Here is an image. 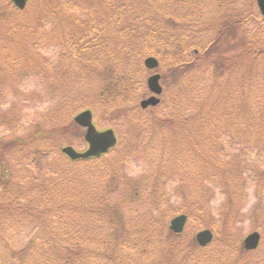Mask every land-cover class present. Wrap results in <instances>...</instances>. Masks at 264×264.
<instances>
[{"label": "trees", "instance_id": "obj_1", "mask_svg": "<svg viewBox=\"0 0 264 264\" xmlns=\"http://www.w3.org/2000/svg\"><path fill=\"white\" fill-rule=\"evenodd\" d=\"M39 1L34 27L15 15L26 7L18 10L8 0H0L1 8L15 12L13 23L3 26L0 44L14 43L23 52L12 58L0 53V63L5 65L0 68V107L14 96L12 91L20 81L12 66L25 69L35 52L27 47L41 41L32 35L23 37L15 29L27 28L30 34L44 30L47 39L57 38L60 43L61 58L48 66L50 76L46 77L45 100L54 107L49 112H56L55 123L62 125L66 114L61 111L69 114L74 108H89L97 113L99 109L122 120L125 132L123 136L119 132L116 147L99 157L70 160L59 152L61 160L53 159L39 177L29 169L34 164L42 168L50 161L48 136L52 132L38 130L27 138L0 136V250L7 247L3 232L11 230L6 218L14 230L25 225L37 230L23 248L11 250L10 256L16 253L17 257L10 264H247L250 252L243 248L234 227L249 185L257 198L249 214L251 228L264 241L263 19L246 31V43L233 55L242 66L248 63L261 73L251 85L244 75L233 81L234 74L221 63L229 59L224 55L212 64L206 60L228 27H244L246 13L238 5L225 19H210L216 30L211 38L204 29L189 28L192 21L203 19L196 0H80L96 8L86 20L66 12L70 0L66 4ZM171 7L172 14H157ZM47 22L53 25L51 29L45 27ZM19 33L14 39L12 35ZM144 56L160 61L165 80L160 103L147 109L139 107L148 92L145 80H135L132 73ZM168 57L172 58L169 62ZM69 70L72 74H67ZM207 70L212 73L208 75ZM91 78L93 104L84 99L92 95L83 92L82 84ZM155 139L167 159L156 163L148 176L137 181L128 178L119 145L125 142L124 149L134 151L143 144L152 154L156 146L150 144ZM233 145L237 150L228 153ZM116 150L119 156L112 158ZM15 167L22 170V179H28L26 187L10 179ZM167 180L172 182L171 190L165 186ZM74 183L81 186L78 192L71 191ZM216 189L224 198L218 210L219 224L208 219L209 197ZM141 202L144 210L134 205ZM162 207H171L173 215L185 213L189 222L198 217L200 226L214 232L213 242L205 247L207 256L200 258L192 250L204 249L194 239L185 253L182 239L175 241L183 233L174 234L168 223L156 222ZM135 218L144 238L129 239L138 233L135 229L121 230L123 234L114 231L116 220Z\"/></svg>", "mask_w": 264, "mask_h": 264}, {"label": "rangeland", "instance_id": "obj_2", "mask_svg": "<svg viewBox=\"0 0 264 264\" xmlns=\"http://www.w3.org/2000/svg\"><path fill=\"white\" fill-rule=\"evenodd\" d=\"M65 1V4L67 3V0H61ZM105 1V0H104ZM199 5V13H202L203 19L200 23H195L192 21L190 24V29L198 30V29H204L203 32L207 33L208 35L211 34V38H214L216 30L214 31V27H212V22H209L210 19L215 18L216 20L225 19L227 15H230L232 12V9L235 8L234 5H238L240 7L241 11H244L246 14L244 16V19L246 20L244 27H234L230 26L226 29L225 33H223V37L221 36L219 43L216 45V47L212 50L210 49L207 53L212 51L213 53L209 54L208 63L212 64V60H216L218 62V58L221 55H224L225 58H229L223 63L225 66L224 69H229L234 74V82L236 83V79L238 75H244L245 80L249 81L251 85H254V81L256 79L255 75L260 74L258 69H256L254 66H249L248 63H245L243 66L239 61L235 58L236 56H233L234 54H237V49L241 48L243 44L246 43V31L253 28V24L255 21L263 22L261 14L259 13L256 3L253 0H196ZM39 0H30L27 3V6L24 11L21 13H15L13 10L9 13L8 10L3 9L0 7V35L1 31L3 30V26L6 24L13 23V17L14 13L17 15L19 21H28L34 24V27L37 23V13H38V7H39ZM94 2V1H93ZM81 3V4H80ZM75 4L74 0H70L67 5L69 8L66 12L71 16H76L81 18V20L89 19L92 15L94 16L96 8L93 7V4L89 5L88 3H83L80 0H77L76 5L77 7H73ZM86 5V6H85ZM154 7H157V5L154 3ZM104 10H107L105 7ZM154 11L159 10L153 8ZM161 10V9H160ZM173 8H168L167 10L160 11L157 14L162 16L163 14H172ZM109 16V15H108ZM224 16V17H223ZM264 23V22H263ZM45 27L47 29H51L53 27L52 24L47 22L45 24ZM46 29V30H47ZM16 31H19L22 33L23 37H28L29 35H32L36 38L41 39V41H38L36 46L33 47V43H30L27 47L28 50H33L34 53L29 56L30 60H34V65L31 67L30 60L28 59V64L24 65L25 69H23L20 65L14 67L12 66L13 70H16V73L18 74V81L17 85L14 87V90L12 91L14 93L13 97H9L3 102H1L0 107V136L2 138H10V137H21V138H27L32 133H36L39 131H44V133L49 134V132H52L51 135L48 136L50 142L49 144L51 147V156L50 161H46L44 167L40 168L39 164H34L30 167L29 170L30 173H32V176L39 177V172L41 170H45L50 164L53 159L61 160L59 159V152H61V148L65 145H70L73 148H75L77 151H83L86 148V142L84 140V129L77 124L74 123L73 117L75 115L76 111L70 110L69 114L68 111L66 112H60L63 114H66L61 118L62 125H57L55 123V118L53 116H56L54 113L56 112H49L53 106L50 107V103L48 104L45 100V94L48 90V81L46 77L50 76V69L48 66H51L50 64H55L60 60L61 52H60V43L58 42L57 38L54 40L47 39L45 34H43L45 31L40 30L38 31L40 36H38V32H34L30 34V31H28L27 28L20 29L19 27L15 29ZM201 32V33H203ZM14 39H17L21 34H15L12 35ZM17 37V38H15ZM26 51V49L24 48ZM222 52L220 53V51ZM18 51L22 52L20 48L14 43H8L6 42L0 44V53H6L10 55V58L13 57L14 54H16ZM23 53V52H22ZM233 56V57H231ZM146 56L141 58L140 60V67L143 68V70H140V67L137 66L138 69H133V78L137 80L136 78H142L143 80H146L147 76L153 72L163 73V70L158 68L155 71H147L143 67V60ZM231 57V58H230ZM3 59V58H2ZM172 58L168 57L167 61L169 62ZM239 59V58H238ZM35 60L36 61L35 63ZM42 62L41 65L39 63ZM216 62V63H217ZM232 64H235L237 68H233ZM0 68L5 69V65L1 61ZM249 69L250 73H252L249 77V72L247 69ZM239 71V74H235L234 72ZM208 75L212 73L211 70L206 71ZM216 72L219 73L220 71L216 69ZM131 73V74H132ZM67 74H72L69 70ZM78 75H84L83 73H79ZM264 78V77H263ZM13 80V78H10ZM264 81V80H263ZM82 82V81H81ZM85 87L83 92H90L91 97L88 98L87 96L84 98L89 103L93 104V90L90 86H92L94 83L92 81V78L87 80L86 83H82ZM161 85L164 87L165 80H161ZM136 91H138L137 88H135ZM114 97L111 96V98ZM49 105V107H48ZM82 110V109H81ZM99 112L94 113V122L97 125L98 129L101 130L106 127H113L117 134L119 132L123 136L124 130V124L122 120H120L116 115L110 112L101 111L98 109ZM109 111V110H108ZM111 111V110H110ZM104 114V115H103ZM68 115V116H67ZM73 125H69L72 124ZM35 127H38L35 128ZM35 131V132H34ZM160 131V130H159ZM34 136V134H32ZM125 138V137H124ZM148 143V139L145 140ZM158 144V139H155L151 142L150 145L156 146ZM31 144H24L23 147H29ZM120 146V150L123 154V167L125 170V173L127 174L128 178L133 179V181H137V179L150 175L151 171L156 163H159L160 160L162 162L167 159L166 153H164V150L161 149V147L155 148V150L152 152V154H148L147 150L145 148H148V146H145L143 144L139 145V149L137 150H125V142ZM125 148V149H124ZM1 149V148H0ZM144 149V150H143ZM237 150L236 146H231L227 148V152L230 153L232 151ZM118 150L114 151L110 156L113 158V156H117ZM54 154V155H53ZM121 155V153H120ZM119 156V155H118ZM13 159V156L11 157V161ZM15 157L13 161H15ZM12 161V162H13ZM16 166H21L20 164L16 163ZM14 175L10 176V179L14 182H18L21 186L26 187L25 181L28 179H22V170H18L17 167L14 168ZM37 181L41 182V178H35ZM44 183V181H42ZM165 186H169L168 189L171 190L172 182L170 180H167L164 182ZM81 184V183H80ZM13 187V186H12ZM81 186L74 183L71 185L72 192H78L79 188ZM91 188V187H89ZM89 191V189H88ZM134 191V190H133ZM254 188L253 186L249 185L247 187V192L245 193V198L241 201V211L238 215L236 222H235V234L238 236L241 240L246 236L247 233H249L251 228V222L249 219V214L252 210V207L256 203V196L254 195ZM223 195L220 193L218 189L215 190V192L209 197V204H210V212L208 213V219L211 221H216L217 224H219V215L218 210L223 202ZM134 205L137 207L139 206L140 209L144 210L145 207L142 204V202L134 203ZM178 214V213H177ZM176 215V214H175ZM172 214V208H166L162 207L160 215L157 217L156 222L157 223H169V220L173 217ZM137 218L132 219V221H122V220H116L117 224H114V231L123 234L124 230H130L133 231L134 229L136 233L134 236H127L129 239L132 238H144L145 232H143L140 228L142 226L141 224H137ZM6 222L11 227V230L7 229L8 231L3 232V237L6 241L7 247H4L3 250H0V264H10V260L13 257H17V254L14 253L11 255V250H19L23 248L28 241L34 237V234L37 233V230H33L28 226H21L18 229L14 230V225L10 221V218H6ZM201 219L198 217H194L191 219L190 222L187 223L185 230L180 238H175V241H181V245L183 247V251L185 249L186 252L190 250V241L194 239L196 232H198L200 229H203L205 227L200 226ZM129 223V225L127 224ZM122 225H127L125 229H121ZM220 227V226H219ZM123 230V231H121ZM13 233V234H12ZM32 233V234H31ZM10 246V250H9ZM207 249H201V251L197 248L194 252H196L199 257H205L207 256ZM184 251V252H185ZM185 252V253H186ZM46 257L44 256L43 260ZM25 262V260H21ZM148 264V261H147ZM247 264H264V241L260 243L258 249L256 251L250 252L249 256L247 257Z\"/></svg>", "mask_w": 264, "mask_h": 264}, {"label": "water", "instance_id": "obj_3", "mask_svg": "<svg viewBox=\"0 0 264 264\" xmlns=\"http://www.w3.org/2000/svg\"><path fill=\"white\" fill-rule=\"evenodd\" d=\"M18 8H23L27 0H11ZM259 11L264 16V0H256ZM144 64L147 68H155L158 65V61L154 57H147L144 60ZM158 74H154L148 77L147 86L149 90L154 94L146 99L141 100V107L145 108L149 105H156L159 99L155 95H159L162 91L159 85ZM74 120L82 127L86 128L84 139L88 144V148L84 152H77L73 147L67 146L63 148V152L66 153L70 158H85L89 156H98L109 148L115 145L116 137L114 131L109 128L103 131H98L92 123V114L89 110H85L74 117ZM186 215L180 214L175 216L170 221V228L175 233L182 232L185 222ZM212 239V232L209 229L201 230L196 234V240L199 245L204 246L209 243ZM260 239L258 232H251L244 238V247L248 250L257 247Z\"/></svg>", "mask_w": 264, "mask_h": 264}]
</instances>
